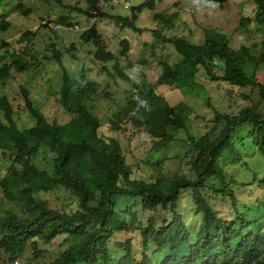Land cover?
<instances>
[{
    "label": "trees",
    "instance_id": "16d2710c",
    "mask_svg": "<svg viewBox=\"0 0 264 264\" xmlns=\"http://www.w3.org/2000/svg\"><path fill=\"white\" fill-rule=\"evenodd\" d=\"M99 1L85 0V9H73L89 14ZM252 1L254 16H243L239 23L243 27L251 22L264 26V0ZM146 7L153 8L154 1L145 0L141 5L132 6L129 16L95 10V15H91L108 17L122 27L136 29L134 21ZM17 9L22 13L29 12L22 9V4ZM154 17L165 26H171L172 18L163 19L157 13ZM56 22L72 25L64 16L58 17ZM7 25L8 22L0 23L1 28ZM155 32L161 41L173 45L181 59L174 64L160 62L162 70L153 83L146 80L132 83L135 97L114 114L109 123L110 130L121 131L124 124L130 123L150 136L153 151L167 148L176 133L185 130L187 123L197 121L199 116L186 112L180 101L169 103L156 92V87L189 85L194 82L199 67L210 82L226 83L231 87L226 94L228 100L232 101L238 95L236 88L249 87L264 101V37L259 52L252 54L244 44L237 49L231 48L222 31L205 30L201 43L190 42L183 36L164 37L160 31ZM31 35L26 31L22 37L28 39ZM97 35L98 29L91 25L80 33V39L87 43ZM128 49L129 41L123 38L115 53L97 42L93 54L98 61H114L115 74L129 80L125 69L119 66L120 58L126 56ZM15 56L11 53L13 60L0 66V79H6L11 69L22 71L28 67L26 61ZM53 56L60 62V53L54 51ZM140 64L141 61H130L124 68ZM109 75L114 76V73ZM78 78L80 86L70 89L69 78L63 70L59 103L72 117L62 124L48 122L45 114L33 104L29 91L21 87L23 107L34 124L20 129L14 117L16 107L6 95L0 96V149L11 158L8 170L0 178V192L3 198L17 206L15 211L0 214V264L21 257L27 248L31 250L32 258L37 259L44 252L39 243H49L63 234L72 240L69 247L47 264H74L77 260L82 264H264L262 225L250 227L246 219L237 215L235 219L218 216L206 196L210 191L228 197L235 208L237 201L230 185L236 181H227L220 164L227 166L242 159L230 141V133L241 122L251 126L252 144L264 155V112H259L255 104L243 107L233 115L213 109V128L223 123L219 135L212 138L214 130H210L197 137L190 136L186 141L187 152L195 154L189 168L194 178L174 173L145 181L132 177V166L126 161L119 140L113 136L105 138L99 133L100 120L90 111L85 102L87 98H84L94 92V82L86 71L80 70ZM141 101H147L148 110L141 106ZM42 151L48 154L45 167L34 162ZM222 151L229 158L223 159ZM60 187L75 197L77 205L74 209L50 207L39 197V193ZM182 191H189L194 211L201 214L199 227L193 233L189 232L187 222L177 210ZM117 197L139 200L143 209L152 211L161 207L171 214L170 220L159 226L156 217L150 215L144 224L139 223L135 228L140 239V260L131 252L129 239L117 244L121 255L114 256L108 249L113 233L126 228L115 210ZM125 210L132 217L131 225L137 218L129 207ZM149 246L168 253L159 262L152 260L146 254Z\"/></svg>",
    "mask_w": 264,
    "mask_h": 264
},
{
    "label": "rangeland",
    "instance_id": "374dc122",
    "mask_svg": "<svg viewBox=\"0 0 264 264\" xmlns=\"http://www.w3.org/2000/svg\"><path fill=\"white\" fill-rule=\"evenodd\" d=\"M153 1V8L146 7L139 13L134 21V29L130 26L122 27L108 17L91 14L95 10L129 16L130 8L141 5L145 0H100L89 14L73 9H85V0H3L0 4V23L8 22V25L5 28L0 26V66L13 60L11 53L28 63L25 70L11 69L6 79H0V96L6 95L16 107L14 117L17 126L23 129L34 124L23 107L21 87L29 91L33 104L45 114L48 122L66 123L72 114L59 103L63 70L69 78L68 85L73 90L81 84L78 78L80 70L86 71L89 79L94 82V92L88 93L90 97L84 96L87 98L85 102L100 120L99 133L105 138L113 136L119 140L126 161L132 166L133 178L153 181L157 177L174 173L184 174L189 179L194 178L189 168L195 154L187 152V139L210 130H214L212 138L219 135L223 123L213 128V109L233 115L241 108L255 104L259 112H264V101L257 97L255 89L236 88L238 95L230 101L226 94L231 87L226 83L210 82L201 67L194 82L189 85L157 86L156 92L162 94L169 103L176 104L180 101L186 112H194L199 116L197 121L188 122L185 130L178 131L167 148L158 151L150 148V136L147 133L136 130L130 123L124 124L121 131L114 132L110 130V120L129 99L135 97L132 83L141 80L153 83L161 73L160 62L174 64L180 61L181 56L173 45L157 38L155 30L160 31L164 37L183 36L193 43L203 41L205 30L222 31L231 48L237 49L240 44H244L252 54H257L260 41L264 37V26L251 22L243 27L239 23L243 16H254L255 5L252 0H216L214 2L218 7L214 9H199L194 0ZM20 4L22 9H28L29 12L18 11ZM156 13L163 19L172 18L171 26H165L160 19L155 18ZM60 16H64L72 25L58 24L56 19ZM91 25L98 29L97 37L87 43L81 41L80 33ZM26 31L32 33L28 39L22 37ZM123 38L129 41V49L126 56L120 58L119 66L125 69L129 80L115 74L114 61L104 63L96 60L93 54L97 42L115 53ZM54 51L60 53V62L54 59ZM136 60L142 62L139 67L124 68L128 62ZM110 73H114V76H110ZM230 141L242 159L227 166L221 163L220 166L227 181H236L230 185L237 201L235 208L228 197L210 191L206 193L207 199L218 216L235 219L237 215L246 219L250 227L262 225L264 228V155L252 144L251 126L247 122L235 126L230 133ZM222 154L223 159L229 158L225 151ZM47 157V152L42 151L34 158V162L45 167ZM10 163L8 153L0 149V178L8 170ZM39 197L45 199L48 206L56 209H74L77 205L75 197L62 187L39 193ZM178 204L177 210L187 222L189 232H196L201 214L194 211L189 191L180 193ZM126 207L137 218L131 225L132 217L125 210ZM16 208V203L3 198L0 192V214L7 210L15 211ZM115 210L126 228L113 233L108 249L114 256L121 255L117 244L129 239L131 252L136 254L138 260L141 259V248L135 228L139 223L144 224L150 215L156 217L158 226L171 218L167 209H143L139 200L125 197L116 198ZM71 241L64 234L56 236L49 243H39V248L44 252L37 259L32 258L31 250L27 248L21 257L8 264H47L69 247ZM167 253V250L156 251L153 246L146 250V254L158 262ZM74 264L82 263L77 260Z\"/></svg>",
    "mask_w": 264,
    "mask_h": 264
},
{
    "label": "clouds",
    "instance_id": "9594fccd",
    "mask_svg": "<svg viewBox=\"0 0 264 264\" xmlns=\"http://www.w3.org/2000/svg\"><path fill=\"white\" fill-rule=\"evenodd\" d=\"M194 3L199 9H214L218 7V4L215 3L214 0H194ZM141 106L144 107L146 110L149 109L147 101H141Z\"/></svg>",
    "mask_w": 264,
    "mask_h": 264
}]
</instances>
